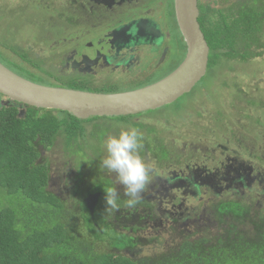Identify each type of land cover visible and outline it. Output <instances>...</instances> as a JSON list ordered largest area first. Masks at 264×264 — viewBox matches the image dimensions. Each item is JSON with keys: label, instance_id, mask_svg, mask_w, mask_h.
I'll return each instance as SVG.
<instances>
[{"label": "flooded vegetation", "instance_id": "1", "mask_svg": "<svg viewBox=\"0 0 264 264\" xmlns=\"http://www.w3.org/2000/svg\"><path fill=\"white\" fill-rule=\"evenodd\" d=\"M242 2L249 10L252 6L259 7V14H262L261 33L264 38V0H260V3L253 0H198L201 28L202 24L203 28L209 26L208 13L203 15L204 10L209 7L213 10L210 16L219 42L215 52L229 55L226 59V56L219 55L218 57H223L220 63H232L239 59L247 61L262 55V44L261 48L257 49L252 47L249 36L243 39L235 35L237 8ZM69 3L71 8H74L73 12L80 14L78 18L73 17L70 21L79 28V33L57 42L55 49L58 55L53 56L50 68L32 65L37 67L42 75L45 72L47 76L58 77V81L71 79L73 81L68 82H75L81 88L88 86L95 91L103 88L100 93H115L152 84L175 70L185 58L187 47L178 27L175 0H70ZM202 8L204 9L201 13ZM3 16L0 18V28L10 29V18L6 20ZM236 39L240 40L239 43ZM6 40L8 44L4 45ZM4 47H9L8 37L4 40L0 38V61L3 64L9 67L6 64V61H9L16 68L26 65L24 63L27 54L21 46L10 47L12 51L9 53L3 50ZM173 47L179 52L174 61ZM12 53L18 56L20 61L12 57ZM218 64L219 61L215 65ZM25 68L28 69L26 66ZM208 69L207 66L202 79L206 77ZM223 69L229 73L235 70V66H219L221 75ZM199 82L183 95L192 92ZM215 89L216 87H213L209 94L199 97L197 107L209 102L208 99L215 93ZM218 96L221 100L220 96L223 95L221 93ZM214 97L216 99V96ZM238 100L242 99L234 100L235 104H231L233 109L236 108ZM253 104H257V101ZM11 106H15L20 112L26 107H21L20 103L11 101L0 93V109ZM213 115H202L198 110L195 114L189 111L171 114L165 120L160 117L169 123L171 120H181L182 128L173 124L176 129L166 139L168 141L159 139L166 149L167 159L163 162L156 155L148 153L147 147L141 150L142 156L150 154L156 162L161 163L159 169L162 172H158V167H154L144 198L134 208L123 207L126 197L123 196L122 186L117 185L122 206L113 215L104 213V189L87 194L101 193L94 214L91 215L87 209L90 217L98 219L96 225L100 231L103 233L106 228L114 232L112 236L118 233L125 237V245L120 249L113 248L116 253L140 250L146 245L143 241L145 239L147 246L159 242L172 245L185 238L191 239L197 231L219 226L223 218H228L226 211L232 215L240 213L246 225H252L254 221L264 217L263 119L257 116L251 120L258 129H255L256 133L252 135L254 139L250 137L251 140H246L241 123L235 124L237 113L230 117L220 113V127L214 123ZM203 116H209L211 121L196 124L200 130L194 128L193 131L194 134H199L188 135L189 118ZM139 118L136 117L138 120ZM140 123L142 124L141 121ZM144 126L151 129L153 134L159 133L151 126ZM84 130L87 131L85 126ZM160 137L162 138L161 135ZM50 171V189L64 200L71 199L73 183L66 182L63 184L64 190L55 191L52 187L55 177L51 165ZM106 175L107 186L115 185L114 175ZM224 205L230 208L221 210ZM236 205L238 210L235 212ZM222 214L225 217L222 218ZM110 237L106 236L100 243L103 245L104 242L109 246L106 238ZM111 239L113 243V238Z\"/></svg>", "mask_w": 264, "mask_h": 264}, {"label": "trees", "instance_id": "2", "mask_svg": "<svg viewBox=\"0 0 264 264\" xmlns=\"http://www.w3.org/2000/svg\"><path fill=\"white\" fill-rule=\"evenodd\" d=\"M206 12L209 29L202 24V30L211 51L209 66L223 58L219 55L224 59L229 55L215 52L219 42L210 16L213 10L207 7L203 15ZM261 17L258 6L249 10L242 2L237 8L235 35L249 36L252 47H261ZM67 87L81 89L75 83ZM24 110L21 116L15 106L0 109V185L9 197L18 198L12 205L0 203V264H264V217L246 225L240 213L232 215L225 209L228 218L222 214L219 226L197 231L193 238L149 255L141 256L136 253L139 250L116 253L113 248L125 245V237L112 236L111 231H107L113 238L107 246L110 250H98L96 245L106 232L96 225L98 219L90 217L85 202V209L77 213L72 200L50 189V162L45 156L60 137L68 144L84 135L85 120L61 110L32 106ZM85 223L88 237L74 228Z\"/></svg>", "mask_w": 264, "mask_h": 264}, {"label": "rangeland", "instance_id": "3", "mask_svg": "<svg viewBox=\"0 0 264 264\" xmlns=\"http://www.w3.org/2000/svg\"><path fill=\"white\" fill-rule=\"evenodd\" d=\"M69 2L70 0H0V18L4 14V19L7 20L10 18L8 21L10 29L0 28L1 40H4L6 37L9 38V47H4L3 50L9 53L11 50L10 47L21 46L27 54V57L25 56L26 63L24 64H26L25 66L28 69L25 66L16 68L11 62L6 61V64L13 71L31 81L50 86L67 87L75 83L68 82L73 81L71 79H67V81L61 79L62 81H58V77L53 78L52 76H47V74H44L45 72L42 75L37 67L32 66L33 64H37L44 68H50L51 66L49 64H52L53 56L58 55L55 49L57 42L79 33V28L71 24L70 21L73 17L78 18L80 14L73 12L74 8H71ZM253 2L260 3V0H253ZM236 41L239 43L240 40L236 39ZM5 42L6 44L4 45H7L8 40ZM261 43L262 48L255 46L257 49L261 48L262 55L258 57L247 61H241L239 59L232 61V63H220L219 61V66L223 64L226 66H235V70L232 72L229 71V73H226L223 69L221 70L223 75H221L219 73V66L210 62L206 77L200 80L192 92L183 95L177 99L178 101L144 111L138 115L90 117L83 122V126L85 125L87 131L77 141L67 144L64 138L60 137L45 152V156L50 162L52 173L55 177L52 184L53 189L59 192L61 189L64 190V183H73L72 198L68 200H72V203L75 204L77 213H80L78 211L80 208L84 210L85 196L88 193L100 191L99 189H104V186H107V175L99 170V162L105 155L103 141L108 135L118 134L121 129L128 127L126 124L140 129L144 136L143 148L147 147L149 149L148 153L156 155L162 162L167 159V155L166 149L160 140L163 139L165 142L172 135L176 129V127H173V124L177 128H182L181 124L183 123L181 120H176V122L171 120L172 124L164 121L171 114H182L188 111L195 114L198 110L202 115H211L212 113L214 114V123L217 127H220V116H218L220 113H225L226 117L237 113L235 124L241 123V130L246 135V140H251L250 137L254 139L252 135L256 133L255 129L258 128H256L257 125L255 126L251 120L260 116L264 122V38H262ZM59 45L61 46L60 42ZM178 54L177 49L173 47L172 61H174V58ZM11 56L16 58L17 61H20V58L13 53ZM77 86L81 88L79 85ZM213 87H216L214 90L215 93H212V97L208 99L209 102H204V104L197 107L199 97H204L206 94H209L208 92H211ZM82 88L80 90L103 92V88L97 91L88 86ZM221 93L223 96H220L221 100H219L218 95H221ZM214 96H216V99ZM237 99L242 100H238V103H236L238 110L234 108V111L231 104ZM256 101L257 104H253ZM57 114L60 117L63 116L62 114ZM136 117H140L139 120L142 124L153 127L160 134L151 133V129L142 125ZM203 121L208 122L211 120L209 116L189 118L187 122L188 135L194 134V128L199 131L200 129L195 125ZM244 126L245 128L243 129ZM198 134L199 132H196L194 135ZM209 137L210 135H208ZM253 141L255 142V140ZM150 154L142 157L146 162L156 168L158 167V172H162L159 169L161 163L159 161L156 162ZM9 195L6 188L0 185V203L2 205H12L18 201L17 197H9ZM70 204L71 202L68 204L71 207ZM221 208L228 210L230 207L224 205ZM73 215H76V213ZM74 228L81 229L85 233V236H87L88 227L86 223L82 224L80 228L79 225ZM107 231L105 228L106 236H109ZM106 240L110 245L112 242L111 237L109 239L106 238ZM143 241L146 245L136 252L141 256L160 251L165 247L163 242L153 243L147 246V239ZM96 246L101 251L110 250L104 243L103 245L98 244Z\"/></svg>", "mask_w": 264, "mask_h": 264}, {"label": "water", "instance_id": "4", "mask_svg": "<svg viewBox=\"0 0 264 264\" xmlns=\"http://www.w3.org/2000/svg\"><path fill=\"white\" fill-rule=\"evenodd\" d=\"M175 10L187 52L175 70L152 84L115 93L50 86L29 80L0 61V93L21 107L67 111L81 120L137 114L172 103L202 79L210 56V47L198 20V0H175ZM24 113L22 109L20 115ZM100 195L92 193L84 198L91 215Z\"/></svg>", "mask_w": 264, "mask_h": 264}, {"label": "clouds", "instance_id": "5", "mask_svg": "<svg viewBox=\"0 0 264 264\" xmlns=\"http://www.w3.org/2000/svg\"><path fill=\"white\" fill-rule=\"evenodd\" d=\"M143 141V133L131 125L104 139L105 155L99 162V170L115 177V185L104 186L105 214L113 215L122 206L117 185L122 186L123 196L126 197L123 207L134 208L144 198L151 183L154 166L141 155Z\"/></svg>", "mask_w": 264, "mask_h": 264}]
</instances>
